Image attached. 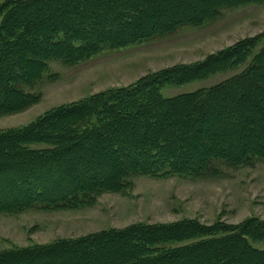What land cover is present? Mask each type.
Returning <instances> with one entry per match:
<instances>
[{"label":"trees","instance_id":"obj_1","mask_svg":"<svg viewBox=\"0 0 264 264\" xmlns=\"http://www.w3.org/2000/svg\"><path fill=\"white\" fill-rule=\"evenodd\" d=\"M263 1L4 0L0 116L38 102L34 89L52 60L74 64ZM241 66L208 87L161 92ZM258 162H264V33L1 130L0 215L87 207L105 193L131 189L141 176L206 178ZM261 244L259 217L237 224L181 219L11 249L0 253V264H264Z\"/></svg>","mask_w":264,"mask_h":264},{"label":"rangeland","instance_id":"obj_2","mask_svg":"<svg viewBox=\"0 0 264 264\" xmlns=\"http://www.w3.org/2000/svg\"><path fill=\"white\" fill-rule=\"evenodd\" d=\"M263 33L264 1L224 9L197 27L183 26L122 48L103 49L74 64L52 60L34 89L40 95L38 102L21 112L0 116V131L21 128L51 108L106 89L126 87L160 69L202 61ZM243 68L165 87L161 92L169 97L208 87ZM252 216L264 220V162L253 167L223 168L221 175L206 178L141 176L134 179L131 189L105 193L87 207L0 215V253L137 223L197 219L210 224L219 219L237 224Z\"/></svg>","mask_w":264,"mask_h":264}]
</instances>
